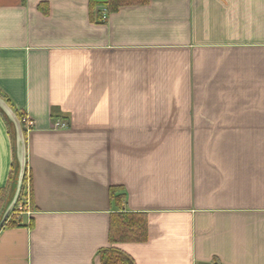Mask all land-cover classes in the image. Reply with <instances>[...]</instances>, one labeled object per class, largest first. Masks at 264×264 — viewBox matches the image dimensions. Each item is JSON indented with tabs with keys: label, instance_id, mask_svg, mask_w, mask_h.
Listing matches in <instances>:
<instances>
[{
	"label": "crops",
	"instance_id": "1",
	"mask_svg": "<svg viewBox=\"0 0 264 264\" xmlns=\"http://www.w3.org/2000/svg\"><path fill=\"white\" fill-rule=\"evenodd\" d=\"M91 1L0 0V264H264V0Z\"/></svg>",
	"mask_w": 264,
	"mask_h": 264
},
{
	"label": "trees",
	"instance_id": "2",
	"mask_svg": "<svg viewBox=\"0 0 264 264\" xmlns=\"http://www.w3.org/2000/svg\"><path fill=\"white\" fill-rule=\"evenodd\" d=\"M145 0H92L91 4L94 3H105V7L116 8L118 5L123 3H133L140 2ZM18 120L23 123L22 117L23 114L16 112L15 113ZM22 186L20 189V193L17 199V202L20 199V194L22 192ZM117 188L112 187L110 189V197L113 199L115 204H121L123 199V194H116ZM5 200L4 193L0 192V214L2 212L3 203ZM16 202V204H17ZM16 204L12 209L10 215L5 221V226L15 225L17 224V220L13 218L16 213ZM121 206V205H120ZM147 221L144 214L141 213H117L111 223L109 228V242L110 246L102 248L99 250V258L102 264H135L133 258L121 250L120 248L114 246L115 243L120 241H132V242H141L146 239L147 233Z\"/></svg>",
	"mask_w": 264,
	"mask_h": 264
},
{
	"label": "water",
	"instance_id": "3",
	"mask_svg": "<svg viewBox=\"0 0 264 264\" xmlns=\"http://www.w3.org/2000/svg\"><path fill=\"white\" fill-rule=\"evenodd\" d=\"M16 122H17V120H16ZM17 124H18V122H17ZM19 139L21 140V134H20V132H19ZM20 163H21L20 164V173L18 175V180H17L15 195H14V198H13L12 202L6 208L5 212L3 213V215H2V217L0 219V229L4 225L5 221L7 220L8 216L10 215L12 209L14 208V206H15V204L17 202L19 193H20V189H21V185H22V180H23V175H24V171H25V158L23 156L20 157Z\"/></svg>",
	"mask_w": 264,
	"mask_h": 264
},
{
	"label": "built area",
	"instance_id": "4",
	"mask_svg": "<svg viewBox=\"0 0 264 264\" xmlns=\"http://www.w3.org/2000/svg\"><path fill=\"white\" fill-rule=\"evenodd\" d=\"M100 13H101V15H100L101 19L105 20L106 17H107V9L105 7H103L101 9ZM22 121H23V125H24V128H25L26 131L30 130L34 126V121L29 116H27L26 114L23 115ZM53 127H55V128H64V127H66V124L63 121H55L54 124H53ZM20 210H22V204L21 203H17L16 204V211H20Z\"/></svg>",
	"mask_w": 264,
	"mask_h": 264
}]
</instances>
